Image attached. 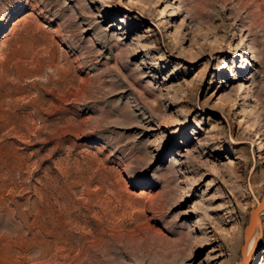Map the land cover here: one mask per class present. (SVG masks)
<instances>
[{
	"label": "rangeland",
	"instance_id": "374dc122",
	"mask_svg": "<svg viewBox=\"0 0 264 264\" xmlns=\"http://www.w3.org/2000/svg\"><path fill=\"white\" fill-rule=\"evenodd\" d=\"M263 197L264 0H0V264H241Z\"/></svg>",
	"mask_w": 264,
	"mask_h": 264
},
{
	"label": "bare ground",
	"instance_id": "6f19581e",
	"mask_svg": "<svg viewBox=\"0 0 264 264\" xmlns=\"http://www.w3.org/2000/svg\"><path fill=\"white\" fill-rule=\"evenodd\" d=\"M260 223H261L260 222V214H259L258 220L253 218V217H251V215H250L249 224L245 228L244 245L242 246V249H241V254H242L241 264H253L255 259H256L255 256L252 259H250V253H251L252 246H253L254 240H255V238L254 237L252 238V236L255 233L257 227H260ZM251 226H252L253 230H252L251 235L249 236V238L246 239L245 234H246V232L251 231Z\"/></svg>",
	"mask_w": 264,
	"mask_h": 264
},
{
	"label": "water",
	"instance_id": "95a60500",
	"mask_svg": "<svg viewBox=\"0 0 264 264\" xmlns=\"http://www.w3.org/2000/svg\"><path fill=\"white\" fill-rule=\"evenodd\" d=\"M262 210H264V197L261 200V202L255 208H253V209L250 210L251 217H253V218H255V219L258 220L259 214H260V212ZM252 230H253V228L251 226V231L246 232V234H245L246 239L249 238V236L251 235Z\"/></svg>",
	"mask_w": 264,
	"mask_h": 264
}]
</instances>
